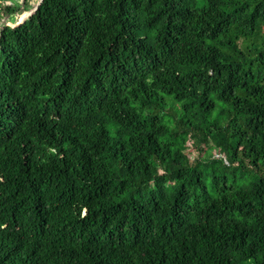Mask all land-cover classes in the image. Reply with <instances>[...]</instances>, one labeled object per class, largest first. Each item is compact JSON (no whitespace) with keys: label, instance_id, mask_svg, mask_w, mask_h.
Returning <instances> with one entry per match:
<instances>
[{"label":"trees","instance_id":"1","mask_svg":"<svg viewBox=\"0 0 264 264\" xmlns=\"http://www.w3.org/2000/svg\"><path fill=\"white\" fill-rule=\"evenodd\" d=\"M37 2L0 0V264H264V0Z\"/></svg>","mask_w":264,"mask_h":264},{"label":"rangeland","instance_id":"2","mask_svg":"<svg viewBox=\"0 0 264 264\" xmlns=\"http://www.w3.org/2000/svg\"><path fill=\"white\" fill-rule=\"evenodd\" d=\"M6 23H9V22L7 21ZM263 33H264V22L260 21L259 25H258L257 34L258 35H262ZM218 153H219V151L215 150V149L211 150V152L205 151V152H203L201 157L202 158H213V157L216 158V154H218ZM225 163H228V160Z\"/></svg>","mask_w":264,"mask_h":264},{"label":"water","instance_id":"3","mask_svg":"<svg viewBox=\"0 0 264 264\" xmlns=\"http://www.w3.org/2000/svg\"><path fill=\"white\" fill-rule=\"evenodd\" d=\"M42 1H43V0H38L36 6H35L33 9H31L30 11H28V12L30 13V15L33 14V13L37 10L38 6L42 3ZM30 15H29V16H30ZM29 16H28V17H29ZM28 17H27V18H28ZM25 20H26V19H25ZM25 20H24L22 23H24ZM8 22H9V23H6L5 25L16 26V25H20V24H22L19 20L15 21V22H13V21H8ZM1 30H2V29L0 28V34H1Z\"/></svg>","mask_w":264,"mask_h":264},{"label":"built area","instance_id":"4","mask_svg":"<svg viewBox=\"0 0 264 264\" xmlns=\"http://www.w3.org/2000/svg\"><path fill=\"white\" fill-rule=\"evenodd\" d=\"M216 157L223 159L224 162H227V158L223 154H221V153L216 154Z\"/></svg>","mask_w":264,"mask_h":264}]
</instances>
